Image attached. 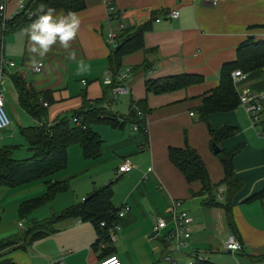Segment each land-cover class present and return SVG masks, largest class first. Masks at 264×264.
Instances as JSON below:
<instances>
[{"label": "crops", "instance_id": "obj_1", "mask_svg": "<svg viewBox=\"0 0 264 264\" xmlns=\"http://www.w3.org/2000/svg\"><path fill=\"white\" fill-rule=\"evenodd\" d=\"M3 1L5 14L10 18L19 12L20 6L27 0ZM84 2V8L74 12L79 17L80 25L70 49L61 48L59 43L53 45L52 50L42 60L37 57L42 63L39 71L31 63L28 37L24 29L10 31L5 35L2 49L4 104L6 93H11L15 101L11 106V113L15 112V107H19L21 110L17 111L18 119L25 121L29 117L33 122L19 127L30 126L36 122L19 104L14 75L26 80L36 92L48 93L50 101L48 104L45 102L46 119L55 115L61 117V114L69 110H83V92L88 100L98 98L105 87V79L111 78L107 60L111 43L106 39L110 25L107 5L111 4L114 10L123 12L120 18L123 25L147 23L149 26L142 35L143 47L122 57L119 74H126L124 83L128 92L116 96L115 105H110L112 111L125 116L129 113L132 101L143 102L145 113L142 112L140 117L146 122L147 130H133L129 121L125 122L123 128L109 126V130L101 127L104 135L100 129H93L99 134L102 145L99 156L85 158L86 161L80 160L83 167L78 173L93 169L97 173L96 180L88 182L85 192L91 194L110 184L112 207L118 210L126 204L128 209L117 219L118 227L113 230V239L104 236L96 245L94 244L98 239V232L92 222L76 217L63 219L64 221L59 222L58 229L55 225V232L34 241V244L45 242L57 233H65L57 248L46 251L47 260L43 264H97L108 254L116 255L121 264L175 263L176 259L172 257V251L164 238L152 235L155 223L160 217L168 221L166 228L160 230L161 235L171 227L168 209L175 200L181 201V206L192 218L185 245L174 248L175 252L185 255L181 264H191L198 258L207 259L203 249L204 246L209 252L214 249V235L211 231L218 226L216 218L219 216L224 219L218 235L222 237V242L228 235L233 234L240 245L237 251H224L244 252L243 255L250 264H264L262 198L245 201L263 186L264 133L254 134V124L239 104L228 111L211 113L207 125L198 119L196 112L202 97L218 85L220 66L234 60L237 46L247 38L254 41L264 40V0ZM171 8L177 10V16L168 19L163 13ZM66 14L62 8L56 9L54 13ZM81 60L89 70L77 74L78 62ZM10 61L15 66L9 67ZM182 74H195L201 80L162 93L148 92L146 89L149 81ZM234 84L237 93L246 89L254 94H264V66L244 74ZM225 126L234 128V132L217 140L215 144L224 152L235 151L233 178L240 183L239 189L230 200V226L221 207L202 204L206 195H198L201 184L196 180L187 182L168 156L170 147L183 148L188 145L193 148L205 166L216 200L222 201L225 198L223 170L210 148L209 129L217 130ZM240 130L246 133L247 140L243 141V136L238 140ZM251 142L255 148L254 157L243 154ZM28 151L30 152L29 148ZM126 159L134 167L127 173L117 175V167ZM60 175L51 177L55 181L67 183L63 179L64 174ZM33 183L35 181L19 187ZM81 198L85 199V196L82 195ZM216 208L223 214H220V210L208 212L209 209ZM16 249L19 248L15 245L0 251V264H31L27 253L22 256ZM34 251L39 252L37 249ZM167 256H171L173 260L168 261Z\"/></svg>", "mask_w": 264, "mask_h": 264}, {"label": "trees", "instance_id": "obj_2", "mask_svg": "<svg viewBox=\"0 0 264 264\" xmlns=\"http://www.w3.org/2000/svg\"><path fill=\"white\" fill-rule=\"evenodd\" d=\"M2 0H0L1 3ZM44 5L47 8L64 9L75 12L84 8V0H27L22 9L10 18L3 19L0 15V68L2 67V49L5 35L14 30L25 29L36 19L37 8ZM111 6V4H109ZM112 7V6H111ZM113 8V7H112ZM33 12L32 17L28 13ZM119 10L111 11L108 16L122 22L119 17ZM116 25V24H115ZM147 23L140 25H126L117 28L116 39L111 43V51L108 55V68L111 71V82L105 84V90L100 98L88 100L85 93L83 97V113L74 111L72 117L61 116L49 122L46 119V108L44 102L48 104L47 92H36V90L26 80L18 75H14L20 106L35 120L41 121L42 125L36 122L30 126L19 127L20 135L27 142L31 156L17 159L12 156L10 146L0 147V186L10 188L19 187L33 181L42 180L45 184L43 195L22 201L18 211L24 215L44 203L52 200L54 196L68 188L66 182L55 181L52 175L67 166V149L73 144H78L82 155L86 159L99 156L102 140L92 126L95 123L106 124L112 128H123L126 121L137 124L139 127L145 122L138 114V110L145 113L143 102H131L128 115H119L110 109L114 101L112 87L117 84L118 75L122 67V57L143 47L142 35L148 29ZM110 44V43H109ZM264 66V40L254 41L247 38L241 42L235 50L233 61L224 63L218 72V85L202 97L200 106L196 109L199 120L208 124L207 119L211 113L228 111L238 105V93L231 78V72L235 69L246 74ZM3 68V67H2ZM201 77L195 74H182L170 76L162 79L149 81L146 85L147 91L162 93L184 87L189 84L199 82ZM47 106V105H46ZM136 117V119H135ZM73 119H76L74 121ZM254 124H259L261 133H264V119L258 120ZM138 131H141L139 129ZM234 132L232 127H221L217 130L209 129L210 148L211 143L225 138ZM212 149V148H211ZM234 152H224L220 150L215 154L223 170L222 184L225 186V198L222 203L216 200L213 188L210 184L207 171L198 154L188 145L183 148L170 147L168 156L170 161L181 172L184 179L198 181L201 184L198 195H206L202 204L204 206H219L224 210L227 224L230 226L231 217V197L239 189L240 183L233 178V156ZM111 185H105L90 195L85 197L80 203L72 205L63 211L53 215L45 221H32L23 231V238H16L17 232L0 240V250L12 246L25 249L27 245L40 238L56 231L54 224L69 218L76 217L82 221H90L96 227L98 244L104 236H107V228L113 226L117 218L116 211L111 204ZM264 198V182L262 188L245 199ZM104 226H101V223ZM108 237V236H107ZM166 242V241H165ZM18 243V244H16ZM191 264H211L205 259H197Z\"/></svg>", "mask_w": 264, "mask_h": 264}, {"label": "rangeland", "instance_id": "obj_3", "mask_svg": "<svg viewBox=\"0 0 264 264\" xmlns=\"http://www.w3.org/2000/svg\"><path fill=\"white\" fill-rule=\"evenodd\" d=\"M103 90H105V87H103ZM3 91H4V85H3ZM102 94L98 98H100ZM93 99H97V98H93ZM116 101H113V105H115ZM14 102H15L14 96L11 93H6L4 109L10 119V124L7 128L0 129V138H2L0 139V141H2V144L0 143V147L10 146L12 148V156L17 159H22L31 156L32 153L28 151L27 142L19 133V126L31 123L32 120L29 117L25 121L18 119L17 111L21 110L19 107H15V112L12 114L11 106L15 104ZM74 111H78V110L75 109V110L66 111L63 114H61V116L64 115V116L72 117ZM58 117L60 116L55 115L52 118L47 119V121L52 122L54 119ZM260 118L261 119L264 118V113L261 114ZM101 127L110 130L109 126L102 123H95L92 126V128L95 129L96 131L100 129L101 133L103 134L104 131L101 130ZM252 128L254 134L258 135L257 133H261V127L259 124H254ZM242 136H243V141L247 140L246 133L240 130L238 140ZM250 144L246 146V148L243 151V154L249 155L250 157H254L255 148L252 146L253 145L252 142ZM80 160L86 161V159L81 155L79 145L73 144L72 146H70V148H68V165L61 172L54 174V178L57 176H61L60 174L62 173L64 174L63 179L68 181L67 182L68 189L64 192L58 193L52 200L44 203L43 205L35 208L34 210L28 213H25L24 215H20L18 211L19 203L43 195L45 192L44 182L38 180L31 185H27L23 187H15V188L0 186V237L2 238L8 237L20 231V233L16 235V238L24 239L23 231L30 225L32 221L48 220L53 215L63 211L64 209L74 205L77 202L82 201L83 200L81 198L82 195H84L85 197L90 195L87 194L85 191L87 189L88 182L96 180L97 178L96 169L90 171L83 170V172L78 173L79 169L83 167ZM222 201L219 202L222 203ZM219 210L220 209L218 208L209 209L208 212H213V211L219 212ZM220 214H223L221 210H220ZM198 217L202 219V216L199 215ZM222 218L223 217L220 216L218 219L216 218V225L218 226L216 228L213 226L214 229H212L211 231V233L214 235V238L212 240V244H213L212 248L214 249L211 252H209L207 250L208 248L204 246L203 250L206 251V257H207L206 260L212 264H250V261L243 255L244 252L234 253V252H226L220 249V245L222 244V237L218 235L221 232L222 223L224 224V219ZM19 222H21L22 225H19ZM59 222L53 225L54 227L56 225L57 229L60 226ZM64 236H65L64 232L57 233L56 235L50 237L51 239L45 242L43 241L37 244H34L33 242L27 245L25 249L19 248L16 249V251L18 254H22V256L25 253H27L28 255L27 257L31 260V264H43V262L47 260L46 251L49 250L50 248H57L59 244L62 242ZM158 236H161L164 238V240H166L169 250L172 251L169 252L172 254V257L176 259L175 263L168 262L167 264H181V261L183 258H185V255L183 253L175 252L174 241L166 239L165 236L161 235V232H159ZM157 240L160 242L159 239ZM4 249L5 248L1 249L0 251ZM35 249H37L39 252L36 253L34 251ZM47 263L49 264V262H46L45 264ZM153 264H157V263L155 262Z\"/></svg>", "mask_w": 264, "mask_h": 264}, {"label": "built area", "instance_id": "obj_4", "mask_svg": "<svg viewBox=\"0 0 264 264\" xmlns=\"http://www.w3.org/2000/svg\"><path fill=\"white\" fill-rule=\"evenodd\" d=\"M23 5L20 6L19 11L22 9ZM108 14L113 11L114 9L108 4L107 5ZM119 17L122 16V11H119ZM167 18L173 19L177 16V10L175 8H171L169 10H166L163 13ZM0 15L3 19L8 18L5 14V2L2 0L0 3ZM28 17L33 16V12H29ZM159 20V19H157ZM108 21L110 22V25L108 27V31L106 34V39L108 42L113 43L116 39L117 34V28H122L124 25L123 23H116L118 22L117 19L110 18L108 16ZM116 24V25H115ZM9 67L15 66L14 62H8ZM2 67H3V59H2ZM2 67L0 68V129H5L10 124V119L4 109V91H3V70ZM42 67V63L39 62L35 66V70L39 71ZM244 77V73H242L240 70L235 69L231 72V78L232 81L235 83L239 79ZM118 83L115 84L112 87V95L114 98L116 96L121 95L122 93L128 92V88L126 87L124 81L126 79V74L122 73L118 75ZM111 82V78H106L104 81V84H109ZM44 106L47 104L44 102ZM238 104L242 106V108L247 113L250 121L254 124L259 120V117L261 114L264 113V94H254L249 92L248 90L244 89L238 93ZM138 114L141 115V112L138 111ZM76 121V119H73ZM37 124L42 125L41 121H36ZM133 130H139L141 129L142 132H146L147 130V124L144 122L141 127H139L137 124H132ZM133 164L129 160L122 161L119 166L116 169V174H124L132 170ZM219 199V196H216ZM262 209L264 212V198H262ZM128 209V206L126 204H123L117 211H116V218H120L125 214V211ZM169 217H170V223L171 227L168 228L163 236H165L168 240L174 241V247L176 249L180 248L181 246L185 245V239L189 237V225L192 221V218L188 215L187 211L181 206L180 200L173 201L172 205L168 209ZM168 224V221L165 218H158L155 226L154 231H156V235L159 234L160 230L166 228ZM19 225H22L21 222H19ZM101 226H104V223L102 222L100 224ZM118 227L117 223H115L113 226H109L107 228V236L110 239H113V230ZM166 241V240H165ZM240 245L238 240L234 237L233 234L228 235L222 242V249L227 251H237L239 250ZM167 260L172 261L173 259L171 256H167ZM97 264H121L120 259L113 254H108L103 256Z\"/></svg>", "mask_w": 264, "mask_h": 264}, {"label": "clouds", "instance_id": "obj_5", "mask_svg": "<svg viewBox=\"0 0 264 264\" xmlns=\"http://www.w3.org/2000/svg\"><path fill=\"white\" fill-rule=\"evenodd\" d=\"M44 8V5L38 6L36 19L24 29L28 37V52L33 65L40 62L37 57L42 60L57 43L65 50L70 49L80 25L79 17L74 12L54 15L55 9L49 7L44 10ZM88 70L89 67L82 60L78 62L77 74Z\"/></svg>", "mask_w": 264, "mask_h": 264}, {"label": "water", "instance_id": "obj_6", "mask_svg": "<svg viewBox=\"0 0 264 264\" xmlns=\"http://www.w3.org/2000/svg\"><path fill=\"white\" fill-rule=\"evenodd\" d=\"M81 113H83V110L78 111V114H81ZM211 148H212L211 150L213 154H216L220 151V148L214 142L211 143ZM155 234H156V231H153L152 235H155Z\"/></svg>", "mask_w": 264, "mask_h": 264}]
</instances>
